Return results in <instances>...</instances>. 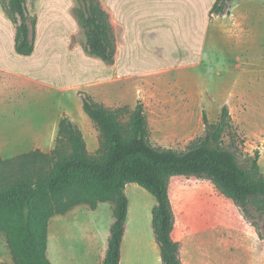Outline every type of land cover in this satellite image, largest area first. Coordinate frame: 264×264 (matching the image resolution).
Masks as SVG:
<instances>
[{
	"label": "rangeland",
	"instance_id": "1",
	"mask_svg": "<svg viewBox=\"0 0 264 264\" xmlns=\"http://www.w3.org/2000/svg\"><path fill=\"white\" fill-rule=\"evenodd\" d=\"M149 4L154 11L155 0ZM234 5L241 6L244 14L248 8L255 12L246 28L245 43L213 45L206 54V67L150 79L142 92L131 83L124 84L122 94L111 85L112 67L86 54L83 46L55 53L39 50L33 59L18 56L10 30L0 19V165L5 178L10 180L18 169L31 165L37 152L53 160L59 124L65 116L80 127L90 153L98 150L100 133L82 109L81 92L111 108L134 109L141 102L153 145L178 151L205 134L204 115L216 123L228 104L241 163L259 152L264 174V0H234ZM48 20L43 19L44 34ZM78 39L85 40L84 32ZM17 73L69 90L61 94L47 91L18 80ZM229 142L225 136L224 144ZM170 185L173 238L180 245L183 264H264V245L255 241V228L211 181L179 176ZM127 186L133 247L125 264H158L151 246V240L155 244L151 215L157 201L139 185ZM112 214L113 205L105 203L95 210L79 206L55 216L50 221L47 248L52 264H103ZM8 247L0 232V264H14Z\"/></svg>",
	"mask_w": 264,
	"mask_h": 264
},
{
	"label": "trees",
	"instance_id": "2",
	"mask_svg": "<svg viewBox=\"0 0 264 264\" xmlns=\"http://www.w3.org/2000/svg\"><path fill=\"white\" fill-rule=\"evenodd\" d=\"M74 17L84 32L85 53L107 66L115 64L118 37L110 13L101 0H75ZM232 0H216L211 16H231ZM1 10L15 27V52L33 55L38 15L28 0H1ZM82 106L100 133L99 148L88 150L80 127L68 116L59 124L53 160L37 152L29 166L18 169L10 180L0 165V232L7 239L14 264H52L48 258L49 226L55 216L76 207L95 210L113 205V223L103 264H121L122 244L129 212L128 184L152 194V227L162 264H183L180 245L173 238L175 215L170 198L174 177L211 181L231 199L258 237L264 241V174L260 153L246 156L242 164L237 134L228 104L216 123L204 115L205 134L183 151L153 145L144 105L111 108L87 93ZM225 136L230 139L224 144Z\"/></svg>",
	"mask_w": 264,
	"mask_h": 264
},
{
	"label": "crops",
	"instance_id": "3",
	"mask_svg": "<svg viewBox=\"0 0 264 264\" xmlns=\"http://www.w3.org/2000/svg\"><path fill=\"white\" fill-rule=\"evenodd\" d=\"M101 1L110 13L117 32L118 50L110 74L111 85L117 88L120 94L124 93V84L131 83L142 92L144 84L150 82V79L164 77L170 72L181 74L186 70L193 71L206 67L205 58L208 48L213 45L214 48L215 46H228L233 41L238 44L237 46L245 43L248 22L255 17V12L249 8L246 11L247 14H244L241 6L234 5V0L230 2L231 16L215 15L213 17L211 10L216 0H182L178 4L176 0L169 2L155 0L154 11L149 0ZM75 2V0H28L30 10L38 15V27L35 51L32 56L25 58H35L39 50L45 51L44 53H55L62 48L70 51L76 49L77 46L84 47L86 38L85 40L78 39L83 31L73 14ZM48 18V32L44 34L42 32L43 19ZM0 19L10 30L9 37L14 48L15 27L1 9ZM71 26L72 29L74 28L73 31H71ZM1 69L3 70L0 67ZM17 74L19 75L18 80L27 81L40 88L44 87L47 91H56L61 94L69 90L34 76ZM130 211L129 199L126 235L121 249V264H125L126 259H129V248L131 246L132 250L133 247L129 238ZM255 241L264 245V241L258 236ZM151 246L156 253L158 264H162L160 249L156 241L154 244L151 240ZM201 257L205 256L201 255ZM210 258L212 259L211 256Z\"/></svg>",
	"mask_w": 264,
	"mask_h": 264
},
{
	"label": "flooded vegetation",
	"instance_id": "4",
	"mask_svg": "<svg viewBox=\"0 0 264 264\" xmlns=\"http://www.w3.org/2000/svg\"><path fill=\"white\" fill-rule=\"evenodd\" d=\"M161 253V252H160Z\"/></svg>",
	"mask_w": 264,
	"mask_h": 264
}]
</instances>
